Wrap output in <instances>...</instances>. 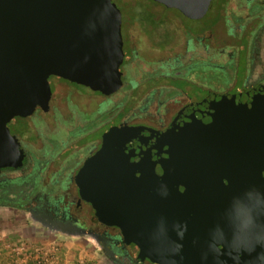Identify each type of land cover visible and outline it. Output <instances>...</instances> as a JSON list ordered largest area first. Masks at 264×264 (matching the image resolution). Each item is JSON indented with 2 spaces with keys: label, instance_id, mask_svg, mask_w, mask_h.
<instances>
[{
  "label": "water",
  "instance_id": "95a60500",
  "mask_svg": "<svg viewBox=\"0 0 264 264\" xmlns=\"http://www.w3.org/2000/svg\"><path fill=\"white\" fill-rule=\"evenodd\" d=\"M153 1L190 19L211 2ZM121 22L114 0H0V168L20 164L7 123L48 108L50 75L104 94L121 85ZM75 183L141 260L264 264V91L206 94L164 130L112 126Z\"/></svg>",
  "mask_w": 264,
  "mask_h": 264
},
{
  "label": "flooded vegetation",
  "instance_id": "af4514ba",
  "mask_svg": "<svg viewBox=\"0 0 264 264\" xmlns=\"http://www.w3.org/2000/svg\"><path fill=\"white\" fill-rule=\"evenodd\" d=\"M123 2L121 85L104 94L58 76L48 77L69 83L65 99L78 111L63 113L52 104L55 90L49 82L46 110L37 105L30 115L15 116L7 123L23 155L17 166L0 168V209L20 211L49 232L95 234L100 237V250L115 264H152L137 258L135 245L121 244L120 228L97 219L91 204L80 196L75 175L112 126L164 130L182 107L206 94L264 91V69L255 70L254 59L257 36L264 28V0H242L239 8L245 14L222 21L224 37L216 45L212 44L214 30L183 28L182 51L173 50L174 34L164 29L166 23L154 21L155 15L137 10L128 0ZM249 19L257 20L250 32ZM164 51L169 53L166 57Z\"/></svg>",
  "mask_w": 264,
  "mask_h": 264
},
{
  "label": "rangeland",
  "instance_id": "374dc122",
  "mask_svg": "<svg viewBox=\"0 0 264 264\" xmlns=\"http://www.w3.org/2000/svg\"><path fill=\"white\" fill-rule=\"evenodd\" d=\"M114 1L122 11L126 12L125 7L123 6V0ZM128 1L131 2L133 6H136L137 10L138 8H141V10L143 11L147 10V13L149 11L150 15H155L154 21L166 23L163 26L164 29L171 31L174 34V40L171 41V44L173 45V50L175 51H182V44L184 40V37L182 35L183 28L187 29V31L195 30L197 28H208L209 30H214V34H216L217 37L214 36V42L212 44L216 45L220 43V39L224 37L222 21H235V18L231 17V15H235L238 17L239 15L243 16L245 14L243 10L239 8V5L241 4L240 2H242V0H212L206 14L199 19H189L185 16H182L177 9L166 7L156 1ZM256 21V19L250 21L248 32H250V30L253 31V29H251V26L252 23ZM257 38L258 40L255 46L254 59L256 64L258 63L259 65H255V70H262L264 69V28L260 29ZM168 54L169 53L167 51H164L163 57H166ZM158 55L162 54L159 53ZM181 59L186 61L187 57H182ZM49 82H52L51 78ZM52 83L55 90V97L51 103L58 106L60 111L63 113L66 112L67 109L69 112L77 113V107L71 105L68 102V97L65 99L66 90L69 83L57 79H53ZM74 86L77 85L74 84ZM78 87H80L79 90L81 92H88V90H85L83 86ZM86 101L88 102L89 100ZM82 103L85 102L82 101ZM50 136L54 137V134H51ZM77 237L79 239H83L85 245L92 247V249H95L94 251H96L99 264H115L105 257V255L100 250L99 242H97V240L92 235L82 233L78 235L75 234V236L71 237L69 234L65 233L49 232L42 229L37 222L33 221L30 217L20 211H15L12 209H0V264L4 263L5 260V264L10 261V259L8 258V251H10L11 249H16L20 246L28 247L38 244L41 245L42 243H47V240H49L50 238L52 239L53 243L62 244L66 240L77 239Z\"/></svg>",
  "mask_w": 264,
  "mask_h": 264
},
{
  "label": "crops",
  "instance_id": "0c3cea01",
  "mask_svg": "<svg viewBox=\"0 0 264 264\" xmlns=\"http://www.w3.org/2000/svg\"><path fill=\"white\" fill-rule=\"evenodd\" d=\"M70 236L73 237L75 235L71 234ZM47 241V243L45 242L41 245L53 243L51 238ZM57 244L59 248L56 253L52 248L46 249L49 251V254H51L48 264H99L96 251H94L95 249L85 245L83 239L77 237V239H69L62 244ZM47 252H45V254ZM22 257L23 253L11 257L10 264H33L31 260H25L24 262ZM5 262L6 261L2 264H5Z\"/></svg>",
  "mask_w": 264,
  "mask_h": 264
},
{
  "label": "built area",
  "instance_id": "2783aa9c",
  "mask_svg": "<svg viewBox=\"0 0 264 264\" xmlns=\"http://www.w3.org/2000/svg\"><path fill=\"white\" fill-rule=\"evenodd\" d=\"M51 248L56 253L59 248V245L55 243H50V244L48 243L46 245L38 244L35 246H28V247L20 246L16 249H11L10 251H8L9 253L8 258L11 260V257L19 255L20 253H23L22 260L24 262L25 260H31L33 264H48L51 254H49V251L46 249H51ZM45 252L47 253L45 254ZM7 263L10 264V261Z\"/></svg>",
  "mask_w": 264,
  "mask_h": 264
},
{
  "label": "trees",
  "instance_id": "16d2710c",
  "mask_svg": "<svg viewBox=\"0 0 264 264\" xmlns=\"http://www.w3.org/2000/svg\"><path fill=\"white\" fill-rule=\"evenodd\" d=\"M153 1V0H152ZM124 7L126 6V5H123ZM181 14V13H180ZM182 15V14H181ZM126 16L127 17H129V15L128 14H126ZM182 16H184V15H182ZM131 17V16H130ZM153 19V18H152ZM76 84V83H75Z\"/></svg>",
  "mask_w": 264,
  "mask_h": 264
}]
</instances>
